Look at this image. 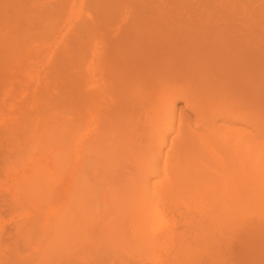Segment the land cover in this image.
<instances>
[{
	"label": "bare ground",
	"instance_id": "obj_1",
	"mask_svg": "<svg viewBox=\"0 0 264 264\" xmlns=\"http://www.w3.org/2000/svg\"><path fill=\"white\" fill-rule=\"evenodd\" d=\"M0 264H264V0H0Z\"/></svg>",
	"mask_w": 264,
	"mask_h": 264
}]
</instances>
